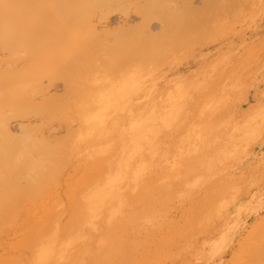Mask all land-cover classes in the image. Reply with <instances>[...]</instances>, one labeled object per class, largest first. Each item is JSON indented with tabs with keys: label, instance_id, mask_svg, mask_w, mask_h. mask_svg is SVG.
Segmentation results:
<instances>
[{
	"label": "bare ground",
	"instance_id": "1",
	"mask_svg": "<svg viewBox=\"0 0 264 264\" xmlns=\"http://www.w3.org/2000/svg\"><path fill=\"white\" fill-rule=\"evenodd\" d=\"M92 1L0 0V95L3 90L4 97L13 99L3 113H16L0 116V264L163 260L165 243L153 245L165 222L163 202H178L182 196L189 198L188 205L175 224L184 222L195 231L183 257L201 258L200 238L215 220H223L221 229L227 227L223 213L241 187L259 186L264 152L247 160L246 150L264 135V108L249 107L240 123L226 125L220 119L218 130L214 124L213 130L205 127L197 134L187 128L189 119H179L180 86L162 107L152 102L137 116L144 107L136 104L146 101L143 88L155 69L218 40L225 32L217 30L219 22L245 13L253 0H144L143 10L133 11L127 0ZM92 7L116 14L95 21L89 18ZM138 21H145V37L134 36L131 24ZM112 25L119 32L102 41ZM111 65L114 72L98 83V72L105 76ZM19 76L27 80L26 87L17 85ZM229 81L224 76L218 85H234ZM207 96L189 121L199 124L207 115ZM71 122L77 127L73 132ZM61 125L66 135L49 141ZM166 138H172L170 147ZM66 167L70 174L60 181ZM230 169L240 175L225 172ZM208 174L219 175L194 195ZM55 183L61 203L48 210L39 196L52 192ZM74 192L75 197L65 198ZM253 221L264 225V217ZM254 228L236 240L224 264L262 259L261 246L249 261L238 260Z\"/></svg>",
	"mask_w": 264,
	"mask_h": 264
},
{
	"label": "rangeland",
	"instance_id": "2",
	"mask_svg": "<svg viewBox=\"0 0 264 264\" xmlns=\"http://www.w3.org/2000/svg\"><path fill=\"white\" fill-rule=\"evenodd\" d=\"M81 1L87 5L94 4L92 0ZM79 2L80 0H75V4ZM141 2L143 3L144 0H127V4H131L134 7L128 10H143L141 9ZM88 11L91 13L90 15L93 14L92 16H89V18L94 19L95 21H105L107 17L108 18L106 21H109L111 17L116 14V12L107 14V11L103 12V14H100L99 10L95 7H92ZM73 19L75 20L76 18ZM140 22L138 21L134 24H131V29L134 31V36L140 34V36L143 35L145 37L144 32H146V29L145 27L143 28V26L145 25V21L144 25H141ZM116 27L117 26L115 25L108 27V33L101 35V40L106 42V40L109 41V37L116 35L119 32V29H117ZM219 28L225 30V32L218 40L196 48L194 51L188 53L185 57L175 62L179 66L177 68L178 70L184 68L185 66H187V69H194V66L196 64L198 66L215 64L218 69V77L216 79V83L212 85L211 88L204 90L202 95V99L207 96V93L210 96H207L209 98V103L206 106L207 109L205 110L207 115L203 116L199 124H196L194 120H188L189 122L185 121L186 124H190L187 128H190L194 133L196 132L197 134L203 133V131L206 130L205 127H207L208 130L211 127V130H213L212 126H214V124L217 125V128L215 130H218L220 125H222L220 123V119L225 121L226 125H230L231 123H240L249 107L253 106L257 109L264 108V0H253L248 11H246L245 13L237 11L234 14L226 16L217 25V30ZM128 39L129 37L124 38L126 44L130 43ZM191 45L193 44L191 43ZM22 50H24V47L22 48ZM114 69V65H111L108 68L105 67V76L104 72L99 71L97 74L99 76V78L97 77L98 83H100L103 77L109 76L112 72H114ZM224 76H228V78L231 80L229 82H232L234 85L228 88L220 87L221 85L218 84L222 81ZM3 77L4 73L0 71V85L4 84ZM21 78L22 76H19L17 85L22 87L27 83V80L25 78ZM244 82L246 84L248 83V86H246V84H243ZM25 99L26 98H23L21 100ZM210 100H212V102ZM12 101V98L4 97V92L2 90V93L0 95L1 117L6 118L16 114L15 112H11V114L3 113L7 112L10 108H12L10 105ZM61 101L62 100H59L57 104H61ZM20 115L23 114L20 113ZM68 128L69 132H73V130H75L77 127L75 123L71 122ZM66 131L67 128L63 127L62 125L58 128L56 127L54 128V132L50 134V138L48 140L58 141L66 135ZM171 140L172 138L165 139V142L168 143V145L166 144L167 147H170L169 142ZM263 152L264 135L262 136L260 141L254 143L249 149L246 150L247 160L252 158L258 159V157ZM69 171L70 170L66 167L60 176V181H64L66 179L68 174H70ZM174 177L175 176H173V179ZM262 177L263 176H261V179ZM175 181L176 180L174 179L173 183H175ZM169 185L171 186V184ZM57 190L58 188L55 183L54 190L52 192L47 191L39 196V198H41V204L46 206L48 210H52V206L57 209L61 203V201L57 199ZM172 190L174 192H178V186H172ZM76 193L77 192L72 193L74 195H71V197L67 196L66 194L65 198L68 200L70 198L72 199L76 196ZM257 202L261 206L259 212L260 215L257 216V218L260 219L264 217V190L261 191L260 196L253 201V203L255 204ZM163 203L167 208V212L161 216L162 222L165 221L160 232L161 239H157L156 242H154L153 240V245H160V241L162 244L165 243V257L163 256L164 259L135 260L131 264H189V261L187 262V260L180 259L183 257V254H185L186 251L189 249V244L191 243V240L190 242H188V240L191 238V236H193V232L195 231L189 230L187 224H185L184 222L175 224L177 222L176 218L178 216V213L181 212V210L188 205V202L178 203L174 198H169ZM157 219L159 218L157 217ZM252 221L253 218L247 219L239 226L241 229L239 230V232L230 234V236L228 237V242L225 244L226 248H223V250H221L222 254L218 264H224L225 260L228 259L230 250L234 248L236 240L240 237H244L246 233L251 230L252 227H256L253 229L254 233L247 240L246 247L241 252V258L239 257L238 260L241 259L249 261V257L253 254V251L254 253H257L258 250H261V246L264 247V231H262V227L264 225L254 226V223H251ZM219 222H221V220H219ZM257 222L258 219L255 220V223ZM165 223L166 225H164ZM217 224L218 220H215L206 235L209 234L212 230H214ZM155 234H157V232L152 233L151 239ZM253 261L254 263L256 262V260ZM119 264L129 263L121 261ZM204 264H208V262ZM257 264H264V251L262 259L259 260Z\"/></svg>",
	"mask_w": 264,
	"mask_h": 264
},
{
	"label": "crops",
	"instance_id": "3",
	"mask_svg": "<svg viewBox=\"0 0 264 264\" xmlns=\"http://www.w3.org/2000/svg\"><path fill=\"white\" fill-rule=\"evenodd\" d=\"M178 67L176 63H173L165 68L154 70L153 80L147 83L143 88L142 95H147V99H144L147 102L145 101L143 104V101H139V103L136 104V106L144 107L136 114L137 116L142 114L152 102L157 101L162 107L167 96L174 94L173 89L176 88L175 85L182 87L184 92V97L178 102L179 119L190 120L193 115H197L198 112L200 113L203 92L216 83L218 69L215 64H208L205 66H198L196 64L194 69H187V66H185L178 70ZM141 104L144 106H140ZM125 116L126 115H122L121 118ZM176 134L177 132H174V135ZM166 167L168 171V164ZM225 172L235 173V175L237 174L236 176L240 175V172L235 171V169H230ZM215 175L208 174L207 177H201L199 185L194 187V195L206 188L214 180L216 177ZM261 176L263 177L258 187H241L235 201L229 206L228 213H223V216H227L229 221L227 227L224 229L220 228L223 225V220L220 219L221 222L218 220V224L214 230L207 236L200 238L198 244L202 249V253H200L202 257L200 258V255L197 254L196 257L191 258L185 256L180 260H191L192 264H204L206 262H208V264H218L222 254L221 250L226 248L225 244L228 242L230 234L239 232V230H241L239 226L247 219H254L260 215V204L258 202L255 204L253 201L257 199L260 196V192L264 190V174ZM188 200V197L182 196L179 201L183 203L188 202ZM179 201L178 203H180Z\"/></svg>",
	"mask_w": 264,
	"mask_h": 264
}]
</instances>
